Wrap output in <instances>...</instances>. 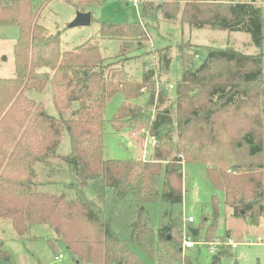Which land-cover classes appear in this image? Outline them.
Wrapping results in <instances>:
<instances>
[{"label": "trees", "instance_id": "16d2710c", "mask_svg": "<svg viewBox=\"0 0 264 264\" xmlns=\"http://www.w3.org/2000/svg\"><path fill=\"white\" fill-rule=\"evenodd\" d=\"M65 1L87 7L106 0ZM140 9L142 20L155 19L161 12L164 19L190 28L248 33L256 47L264 39L263 8L255 1L141 0ZM0 26L18 29L13 75L0 77V218L11 222L18 237L28 226L48 224L77 262L196 264L182 252L181 220H174L169 210L164 215L170 220L156 232L143 222L139 209L124 225L122 236L112 228L113 215L124 202L140 207L160 197L170 209L180 205L182 166L187 162L208 165L207 177L223 191L224 204L233 216L251 225L264 223L262 52L180 42L174 100L161 107L168 92L162 90L155 103L152 76L156 70L163 82H169L165 74L171 62L170 45L150 46L145 52L149 60L142 62L141 76L134 79L119 58L103 57L97 43L63 50L59 35L49 34L39 22L31 0L0 1ZM144 34L139 22H105L101 29L102 37L112 39L135 40ZM135 47L140 51L142 45ZM203 50L205 56L195 65ZM153 52L155 61L150 59ZM152 62L156 68L150 67ZM48 84L57 117L26 95L31 90L42 93ZM118 92L124 101L109 123L117 132L145 128L156 140L149 160L104 159L103 110ZM144 94L143 105L132 104ZM64 131L70 151L59 157L72 181L68 187L77 190L75 198L40 191L33 178L35 163L50 165L49 159L57 156ZM84 188H90L96 200L107 199V218L85 196ZM201 228L204 241H212L214 223H201L197 229ZM224 254L227 249L220 247L211 264H222ZM9 259V253L0 249V260Z\"/></svg>", "mask_w": 264, "mask_h": 264}, {"label": "rangeland", "instance_id": "374dc122", "mask_svg": "<svg viewBox=\"0 0 264 264\" xmlns=\"http://www.w3.org/2000/svg\"><path fill=\"white\" fill-rule=\"evenodd\" d=\"M6 4L9 0H0ZM34 11L39 14V22L47 29L49 34L59 35L60 45L63 50H71L83 43H97L100 46L103 57H117L123 62L124 69L129 72L132 78L139 79L141 76V65L144 60H149L146 50L161 49L170 45L171 62L169 71L165 77L169 82L175 83L180 77V65L176 58L177 46L180 42L189 41L206 48L232 47L233 49L247 54L262 52V79L264 81V39L261 46L256 47L248 33L237 31L229 32L223 30H211L208 28H190L186 24H181L177 20L164 19L161 12L156 14L155 19L142 20L140 12L137 11L132 2L122 0H106L91 6L82 7L78 4L69 3L65 0H31ZM239 1V0H237ZM257 1L263 8L264 20V0ZM141 10V9H140ZM79 11L90 12L91 21L87 26H70V23ZM105 22H139L144 31V37L129 39H112V37H102L101 29ZM145 23H148L147 26ZM264 32V27H263ZM16 26H0V77H10L14 71L13 45L17 37ZM148 33V34H147ZM128 41L129 46L123 45ZM136 44L142 45L140 51L136 50ZM148 46V47H147ZM206 51L203 50L201 57L195 60L198 65ZM156 53H152L150 59L155 61ZM123 58V59H122ZM163 80V78H162ZM26 95L35 101H41L47 114L57 117L58 113L53 104L52 90L50 85H46L42 93L28 91ZM147 94L132 101L133 105H143ZM174 100L173 89L168 92L165 103L172 104ZM124 101L122 93L113 95L106 103L103 110L104 119V159L128 160L141 159L143 147H145L144 159L149 160L153 153L152 139L145 135H133V131L141 128L136 126L133 129L115 131L112 129L109 120L115 115L121 103ZM68 115V114H67ZM175 133L173 138L175 141ZM70 151L69 137L64 131L60 144L56 149V155L49 159L50 165L35 163L33 165L34 181L38 183V190L60 194L64 193L67 198H75V189L69 188L72 183L67 174L65 163L59 156H64ZM208 165L196 162H187L182 166V203L169 208L168 204L162 203L160 197L153 203L144 206L132 205L127 202L120 205V212L113 215V226L120 233L125 230L124 225L130 218H135L137 209L142 213V220L151 226L156 232L170 220L164 215V211L169 210L174 220H178L183 228V217L191 216L193 222L190 227L199 228L201 223L205 226L214 223V238H226L229 233L232 241L237 243L235 248L225 247L227 254L220 255L222 264H264V223L251 225L247 219L237 218L232 215L231 209L224 204V193L221 189L215 188L209 181L206 169ZM158 190L161 193L162 179L158 181ZM88 199L96 202L99 208L103 209L104 218L108 217L107 199L96 200V194L90 188L82 189ZM169 234V233H168ZM205 229H199L197 241H204ZM0 249L9 253L8 261L0 260V264H88L77 262L70 255L63 240L57 237L53 229L48 224H36L28 226L25 234L18 237L8 219L0 218ZM185 255L196 260V264H211L212 255L208 252V247L198 245L184 251ZM58 254L62 255L60 261L55 259ZM141 257L142 254H140ZM154 264V263H152Z\"/></svg>", "mask_w": 264, "mask_h": 264}, {"label": "built area", "instance_id": "2783aa9c", "mask_svg": "<svg viewBox=\"0 0 264 264\" xmlns=\"http://www.w3.org/2000/svg\"><path fill=\"white\" fill-rule=\"evenodd\" d=\"M132 2V5L134 8L139 12L140 11V6H141V0H130ZM148 34V33H147ZM148 39L145 40V42L150 43L148 45L152 46L151 41H149V35ZM151 68H156L155 64L152 62L150 63ZM152 79L154 80V102L156 103L157 97L159 93L163 90L166 92H169L174 88V84L171 82H163L161 78L158 75V72L155 70ZM154 115V108L152 109V117ZM133 135H145L144 137V142L146 141V136H149L145 128H138L133 131ZM152 139V144L153 146L156 143V140L153 137H150ZM144 153H145V147H143L142 151V160L144 159ZM193 222V218L191 216L188 217H183V228H182V241H181V250L182 252L194 248L195 246L198 245H205L208 247V252L214 256V255H219L220 252V247H230V248H235L237 246V243L232 241L230 237L226 238H215L212 241L206 242V241H197L194 239L192 234L189 231V224ZM62 258L61 254H58L55 256V259L60 261Z\"/></svg>", "mask_w": 264, "mask_h": 264}, {"label": "water", "instance_id": "95a60500", "mask_svg": "<svg viewBox=\"0 0 264 264\" xmlns=\"http://www.w3.org/2000/svg\"><path fill=\"white\" fill-rule=\"evenodd\" d=\"M91 21V13L90 12H83L79 11L76 13L75 18L73 21L70 23V26L75 27V26H87L90 24ZM190 233L192 234L193 237H197L199 230L194 227L189 228ZM217 255L212 256V259H216Z\"/></svg>", "mask_w": 264, "mask_h": 264}, {"label": "crops", "instance_id": "0c3cea01", "mask_svg": "<svg viewBox=\"0 0 264 264\" xmlns=\"http://www.w3.org/2000/svg\"><path fill=\"white\" fill-rule=\"evenodd\" d=\"M220 1H237V0H220ZM239 1H247V0H239ZM255 2H257V1H255ZM13 64H14V58H13ZM14 69V68H13ZM14 72V71H13ZM13 75V74H12ZM11 75V76H12ZM231 213H232V211H231ZM226 237H230V235H229V233L226 235ZM58 261V260H57Z\"/></svg>", "mask_w": 264, "mask_h": 264}]
</instances>
